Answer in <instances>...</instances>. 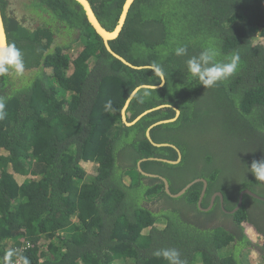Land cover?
Returning a JSON list of instances; mask_svg holds the SVG:
<instances>
[{
    "label": "trees",
    "instance_id": "1",
    "mask_svg": "<svg viewBox=\"0 0 264 264\" xmlns=\"http://www.w3.org/2000/svg\"><path fill=\"white\" fill-rule=\"evenodd\" d=\"M41 1L73 27V44L47 51L50 29L3 15L25 71L0 75V264H169L155 253L171 248L185 264H247L254 253L264 264V200L245 194L229 213L244 190L264 199L248 170L264 159V0H135L109 44L142 69L107 50L78 1ZM126 1L89 0L111 32ZM207 47L218 61L240 55L238 71L208 89L186 65ZM143 85L160 87L136 93L127 121L163 108L128 126L123 110ZM148 133L181 161H163L177 150ZM140 166L173 194L206 180L201 207L218 192L228 212L220 197L200 208L203 182L175 198Z\"/></svg>",
    "mask_w": 264,
    "mask_h": 264
},
{
    "label": "clouds",
    "instance_id": "2",
    "mask_svg": "<svg viewBox=\"0 0 264 264\" xmlns=\"http://www.w3.org/2000/svg\"><path fill=\"white\" fill-rule=\"evenodd\" d=\"M187 52L186 46H180L175 49L177 56L187 55ZM217 56L218 51L215 48L207 47L198 56H193L186 61L189 75L198 79L199 84L203 85L206 89L215 87L218 83L228 80L238 71L240 66V55L237 52L232 53L226 61H218ZM24 71L23 55L15 43H0V75L8 73L21 75ZM156 71L161 73V78L163 79L161 70L157 68ZM3 107V103L0 102V119H3L5 116V113L2 111ZM248 170L257 181H264V159L253 160ZM155 255H162L164 259L169 261V264H185V261L180 257V252L175 248L157 251Z\"/></svg>",
    "mask_w": 264,
    "mask_h": 264
},
{
    "label": "water",
    "instance_id": "3",
    "mask_svg": "<svg viewBox=\"0 0 264 264\" xmlns=\"http://www.w3.org/2000/svg\"><path fill=\"white\" fill-rule=\"evenodd\" d=\"M76 1H78V2L81 4V6L83 7V9H84V11H85V13H86V16H87V18H88L89 23L93 26V28L95 29V31L97 32V34L101 36V38L103 39V41H104V43H105V47L107 48V50H108L109 52H111L115 57H117L118 59H120V60H121L123 63H125L126 65L131 66V67H133V68H135V69L148 68V67H136V66L131 65V63H129L128 61H126L124 58H122V57H120L119 55H117L116 53H114L113 50H112V48H111V46H110V44H109L110 41L116 39V38L120 35V33H121L122 29H123V26H124V24H125V21H126V18H127L128 12H129V10H130V7H131V5L133 4V2H134L135 0H127V1H126V4L124 5V8H123V13H122L121 18H120V21H119V24H118V26L116 27V29H115L114 31H112V32L109 31V30H107V29L101 24V22H100V20L98 19V17H97V15H96V13H95V11H94V9H93L91 3L89 2V0H76ZM0 43L8 44V39H7V36H6V31H5L4 21H3V17H2L1 11H0ZM153 68H154V67H153ZM154 69L156 70V68H154ZM158 73L161 75L160 72H158ZM162 81H163V83H164V81H165L164 76H163V80H162ZM163 83H162V85H163ZM162 85H161V86H162ZM159 87H160V86L155 87V86H146V85H143V86H140L139 88H137V89L133 92V94L131 95L130 99L128 100V102H127V104H126V107H125L124 110H123V115H122V116H123V120H124V122H125L128 126H131V125L137 123V122H138L142 117H144L146 114H148V113H150V112H153V111H155V110H158V109L163 108V106H160V107H157V108H155V109H153V110L146 111V112H144L143 114H141L140 116H138V117L136 118V120H135L133 123H129V122L127 121V118H126V115H125V112H126V110H127V107L129 106V102L131 101V99L136 95V93H137L141 88H152V89H156V88H159ZM176 114H177V116H179V114H180L179 110L176 111ZM175 119H176V118H175ZM175 119L167 120V121H160V122H157V123L154 124L151 128L156 127V126H158V125H160V124L170 123V122H172V121H175ZM147 137H148L149 140H150L155 146H157V147H167V146H171V147H173L174 149L177 150V152H178V154H179V158H178L177 161H169V160H163V161L168 162V163H172V164H177V163H179V162L181 161V152H180L179 149L176 148L174 145H169V144H156V143H154V142L152 141L151 136H150V133L147 134ZM141 163H142V161H141L139 164H141ZM139 169H140V171H141L143 174H145L146 176L161 178V180H162V181L164 182V184H165V191H166V193H167L168 195L172 196V197H175V198H176V197H179V196H181V195H183V194H184V193H185V192H186V191H187L192 185H194V184H196V183H199V182H203V183H204V191H203V193H202V195H201V197H200L199 206H200V208H201L202 210L208 211L209 209H211V207H212L213 204H214V200H215V197H216V196L214 197L213 202L211 203V206H210L208 209H203V208L201 207L202 200H203V198H204V196H205V191H206V189H207V182H206V180H204V179H197V180L191 182L190 184H188V185H187L185 188H183L179 193H177V194H173V193L171 192L170 185H169V183H168V181H167L166 178H164V177H160V176H158V175L147 174V173H145V172L142 171L141 166L139 167ZM244 194H248V195L253 196V197H255V198H257V199H260V200H264L263 198H261L260 196H258V195L255 194V193H253L252 191H250V190H245V191H243L242 194L240 195L239 204H238L237 208H236L234 211L229 212V213H233V212H235L236 210H238V209L242 206V204H243V196H244ZM218 195L220 196V198H221V200H222V203H223V195H222L221 193H218ZM222 207H223V209H224V206H222ZM224 210H225V209H224ZM225 212H228V211L225 210Z\"/></svg>",
    "mask_w": 264,
    "mask_h": 264
},
{
    "label": "flooded vegetation",
    "instance_id": "4",
    "mask_svg": "<svg viewBox=\"0 0 264 264\" xmlns=\"http://www.w3.org/2000/svg\"><path fill=\"white\" fill-rule=\"evenodd\" d=\"M47 3L48 2H44L41 0H0V11H1L2 17L5 14L8 18L16 20L21 26L25 27L26 29H30L31 31H34L38 27H41L42 29H47V30L50 29V32H53L51 44H50L48 37L41 36L42 44L44 45L50 44V48H48L47 51L53 47H56L58 43L63 44V42L68 41V40L73 44V41H72L73 40V27L70 29L71 32H68L67 27L69 25L67 24V22L63 21V19H61L57 14H55ZM37 4H39L38 7L36 6ZM3 21H4V18H3ZM4 27H5L6 36L8 39L5 22H4ZM47 30L45 32L49 33V31ZM31 44H32V41H29V44L26 45V48L29 49L28 46H30ZM31 52H32V49L29 50L28 55H30ZM71 53H72L71 58H73V48L71 49ZM46 70H47L46 72H52V69L50 67L47 68ZM242 192L240 193V195L242 194ZM214 197H215V200L217 197H220L218 195V192L213 194V196L210 199V204L213 202ZM239 199H240V196H239ZM215 200H214V203H215ZM221 205L224 206V198H223V203L221 200Z\"/></svg>",
    "mask_w": 264,
    "mask_h": 264
},
{
    "label": "rangeland",
    "instance_id": "5",
    "mask_svg": "<svg viewBox=\"0 0 264 264\" xmlns=\"http://www.w3.org/2000/svg\"><path fill=\"white\" fill-rule=\"evenodd\" d=\"M75 53L78 55L77 51ZM85 167L87 169L89 168V170H88L89 172L92 171V166L91 165L88 164ZM260 244H262V241H260ZM253 256L251 254H247V255L243 254L244 260H245V262H247V264H261V259L259 257H257V255L255 253L253 254Z\"/></svg>",
    "mask_w": 264,
    "mask_h": 264
}]
</instances>
